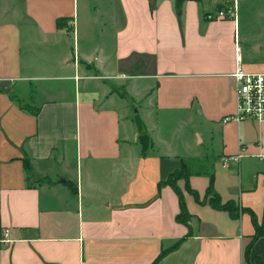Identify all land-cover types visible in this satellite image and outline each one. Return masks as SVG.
Masks as SVG:
<instances>
[{
    "label": "crops",
    "instance_id": "0c3cea01",
    "mask_svg": "<svg viewBox=\"0 0 264 264\" xmlns=\"http://www.w3.org/2000/svg\"><path fill=\"white\" fill-rule=\"evenodd\" d=\"M237 67L264 74V0H0V264H152L185 237L159 264L263 257L264 124L222 123ZM150 111L217 152L171 153ZM209 185L238 217L186 190Z\"/></svg>",
    "mask_w": 264,
    "mask_h": 264
},
{
    "label": "rangeland",
    "instance_id": "374dc122",
    "mask_svg": "<svg viewBox=\"0 0 264 264\" xmlns=\"http://www.w3.org/2000/svg\"><path fill=\"white\" fill-rule=\"evenodd\" d=\"M259 6H249L250 12L247 11V6L240 5L239 7V15L240 17H244L245 19L249 20L252 19L253 9H257ZM249 13V14H248ZM131 86H136L137 91L141 92L144 89L145 81L132 79ZM151 86V84H150ZM150 102V98L143 99H136L135 100V109L143 106L146 103ZM145 117V116H144ZM149 118H146V122L148 125L152 122L155 126V130L150 133L151 137H154L157 141L161 140L163 144L169 147L171 153L178 155V157L186 160L189 154L194 153L197 157L202 155L201 157L208 156L206 160H210L211 154H215L218 150L219 141L217 136L213 135V140L210 144L203 142L199 144L198 138L196 134L193 132L192 128L200 126L197 120H193L192 118L181 116L179 120H171L167 123L163 121V118L158 115L149 112ZM201 135L206 138V132L203 133L202 128H198ZM198 132V134H199ZM191 147V148H190ZM193 149V150H192Z\"/></svg>",
    "mask_w": 264,
    "mask_h": 264
},
{
    "label": "built area",
    "instance_id": "2783aa9c",
    "mask_svg": "<svg viewBox=\"0 0 264 264\" xmlns=\"http://www.w3.org/2000/svg\"><path fill=\"white\" fill-rule=\"evenodd\" d=\"M228 13L221 11L218 16L225 18ZM231 78L234 82L236 112L223 118L222 123L252 121L264 124V74L245 73L237 67ZM7 234L8 231L5 230L0 238V245L7 242Z\"/></svg>",
    "mask_w": 264,
    "mask_h": 264
},
{
    "label": "trees",
    "instance_id": "16d2710c",
    "mask_svg": "<svg viewBox=\"0 0 264 264\" xmlns=\"http://www.w3.org/2000/svg\"><path fill=\"white\" fill-rule=\"evenodd\" d=\"M177 6L178 9L180 7V0H177ZM140 142L142 144V148L145 150L147 147V143H146V138L145 135H140ZM184 177L187 179L188 175L186 174L185 170H183L182 172L176 173L174 174L169 181V183H171L174 186V180L177 177ZM176 191V194L178 195V199H179V207H180V213L178 215V221L180 222H184L187 223L189 221V216L186 213L185 210V206H184V202H183V198L182 195L180 194V192L174 188ZM186 190L188 191V193H190L194 199L200 203V204H205L207 203L208 205H210L212 208L217 209V210H222V211H226L228 212V214L232 217H238L240 214V210L239 208L233 203V202H226V203H222L220 201L219 196L212 190L211 185L208 186L206 193L204 195V197L202 199H200V197L198 196V194L189 188V186L186 187ZM250 213V212H249ZM252 216L253 214L250 213ZM261 229L259 227L256 228V232L255 234L252 236L251 238V242L249 243V245L246 247L245 249V254H248L249 248L252 245V243L257 239V237H259L261 235ZM187 239V237L182 238L181 240H179L175 245H173L169 250L161 252L160 255L155 259V261L152 264H159L161 262V260L170 252L178 249L180 247L181 244H183L185 242V240ZM248 264H264V256L263 257H258V258H254L252 259L250 262H248Z\"/></svg>",
    "mask_w": 264,
    "mask_h": 264
}]
</instances>
